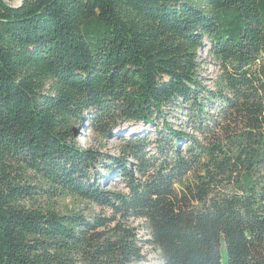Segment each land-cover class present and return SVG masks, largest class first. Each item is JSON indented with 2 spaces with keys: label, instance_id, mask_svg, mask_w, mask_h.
Segmentation results:
<instances>
[{
  "label": "trees",
  "instance_id": "trees-1",
  "mask_svg": "<svg viewBox=\"0 0 264 264\" xmlns=\"http://www.w3.org/2000/svg\"><path fill=\"white\" fill-rule=\"evenodd\" d=\"M84 120L122 133L118 155L78 145ZM139 123L154 135L123 134ZM146 246L264 264V0H0V264H142Z\"/></svg>",
  "mask_w": 264,
  "mask_h": 264
},
{
  "label": "rangeland",
  "instance_id": "rangeland-1",
  "mask_svg": "<svg viewBox=\"0 0 264 264\" xmlns=\"http://www.w3.org/2000/svg\"><path fill=\"white\" fill-rule=\"evenodd\" d=\"M7 3L15 6L18 5L22 0H5ZM199 56H201L202 60L200 61V76L203 81V83L207 87H212V82L214 78L217 75L216 67L213 66L211 63V60L206 56V54L201 50L199 51ZM167 120L170 122L177 124L178 120H174L172 116H168ZM125 124L122 123L119 125L120 128H122ZM180 128L181 125H179ZM125 128V127H124ZM187 132H191L188 128L184 129ZM122 131L119 129L118 131L113 132H120ZM151 132V135H154V130L152 126L150 125H143L142 123H139L136 126L130 127V125H127V127L122 131L123 134L127 137L132 132ZM76 142L81 148H87L91 150L100 151L103 154H107L108 156H115L118 155V149L121 144V135L122 133H118L117 136H102L100 134H97L96 131L92 130L88 123L84 120L81 125L77 128L76 131ZM110 190H121V186L115 182L111 181L110 185L108 186ZM57 206L59 207V210L61 212H65V210H79L82 214L85 216H90L92 213L98 212L99 209L93 205H87L86 203H81L80 201L72 198H64V199H58L57 200ZM139 236L142 237V239L148 238L147 232L145 230L139 231ZM144 252L147 253L146 261H143L142 264H159L156 259L155 255L152 253V249L150 247H144Z\"/></svg>",
  "mask_w": 264,
  "mask_h": 264
}]
</instances>
